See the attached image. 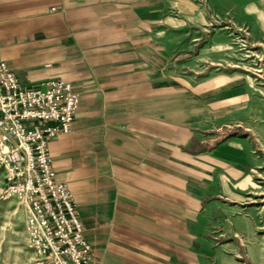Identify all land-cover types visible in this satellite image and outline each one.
<instances>
[{
  "label": "crops",
  "instance_id": "crops-1",
  "mask_svg": "<svg viewBox=\"0 0 264 264\" xmlns=\"http://www.w3.org/2000/svg\"><path fill=\"white\" fill-rule=\"evenodd\" d=\"M202 5L0 0V58L19 84L59 79L78 94L70 129L47 147L90 264H250V243L241 250L224 228L243 219L250 240L245 205L264 225V191L250 186L264 94L197 63Z\"/></svg>",
  "mask_w": 264,
  "mask_h": 264
},
{
  "label": "built area",
  "instance_id": "built-area-1",
  "mask_svg": "<svg viewBox=\"0 0 264 264\" xmlns=\"http://www.w3.org/2000/svg\"><path fill=\"white\" fill-rule=\"evenodd\" d=\"M69 82L21 86L0 58V172L3 195L28 206L26 220L35 264H87L90 245L83 235L66 186L50 166L48 139L67 132L78 108Z\"/></svg>",
  "mask_w": 264,
  "mask_h": 264
},
{
  "label": "rangeland",
  "instance_id": "rangeland-1",
  "mask_svg": "<svg viewBox=\"0 0 264 264\" xmlns=\"http://www.w3.org/2000/svg\"><path fill=\"white\" fill-rule=\"evenodd\" d=\"M201 1L205 9L206 26L204 30H200L201 35L196 41L197 43L190 47L191 53L198 57L197 63L212 71H233L250 81L256 91H260L263 95L264 0H252L255 2L254 11H250V0ZM214 2L220 5L221 10L214 11L212 8ZM259 145L261 155L264 151V141ZM261 160L262 162H259L251 170L250 186L256 193L264 191V158ZM4 189L5 181L0 172V264H35L26 227L29 214L28 206L16 195L7 194L4 196ZM246 206H243L244 211L241 210L240 218L246 219V212H249L248 216L251 219L250 240L245 238L244 232L248 229L246 223H241L243 219L238 222L232 220L225 225L224 240L231 241L233 239L239 244L241 250L246 249L250 243V264H264V225L260 223L259 211L256 210L252 213V209H247ZM76 213L78 216L77 209ZM78 219L80 221L79 216ZM241 232L244 238L240 237ZM243 255L240 256L243 258ZM90 262L91 246L87 264Z\"/></svg>",
  "mask_w": 264,
  "mask_h": 264
}]
</instances>
